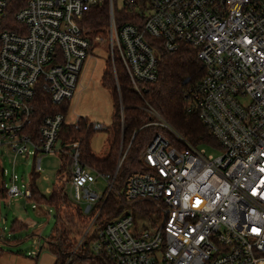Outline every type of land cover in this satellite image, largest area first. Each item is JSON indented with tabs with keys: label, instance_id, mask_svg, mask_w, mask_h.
<instances>
[{
	"label": "built area",
	"instance_id": "1",
	"mask_svg": "<svg viewBox=\"0 0 264 264\" xmlns=\"http://www.w3.org/2000/svg\"><path fill=\"white\" fill-rule=\"evenodd\" d=\"M103 4L110 57L121 61L140 95L158 78L161 48H196L205 73L186 96L222 152L207 155L147 102L151 123L171 131L183 147L156 132L141 153L148 170L126 177L123 199L152 201L150 213L163 215L156 229L138 236L129 232L131 206L99 219L128 147L113 174L93 169L82 161L80 141L61 140L67 113L39 111L40 94L55 106L73 97L85 58L103 40L102 31L85 24L86 14ZM126 17L131 20L119 22ZM114 76L119 88L115 66ZM120 103L123 120L121 97ZM80 121L73 122L76 129ZM85 127L107 126L85 120ZM61 151L71 163L58 183L65 193L69 186L67 195L84 213H94L78 244L96 230L92 254L104 264H264V0H0L1 196L32 199L42 155ZM4 157L13 169L19 157H30V180L15 170L6 180ZM98 177L107 182L101 192L94 187Z\"/></svg>",
	"mask_w": 264,
	"mask_h": 264
},
{
	"label": "trees",
	"instance_id": "2",
	"mask_svg": "<svg viewBox=\"0 0 264 264\" xmlns=\"http://www.w3.org/2000/svg\"><path fill=\"white\" fill-rule=\"evenodd\" d=\"M125 20L131 19L128 17L120 18L119 22L122 23ZM108 21V7L103 4L93 7L86 14L85 24L93 28L94 31L103 32ZM106 65L103 83L111 88L114 99L113 123L107 155L101 157L92 150L89 140L95 131L86 129L85 120L80 121V128L78 129L74 127L72 122L66 121L60 135L63 143L80 141L82 161L93 169L110 174L115 171L118 158L122 153L121 147L123 150L128 147L114 180V186L102 205L99 214L100 221L105 217H114L126 206H131L133 210L146 215L155 208V203L149 200L126 202L123 199L121 189L129 173L135 170H148L141 159V153L156 132L162 131L173 143L183 147L175 134L160 125L151 123L155 121V117L146 109L147 102L158 110L164 119L192 145L200 146L203 143H209L213 146L219 145L209 128L202 122L198 107L186 96V91L197 83L205 73V66L198 59L197 50L193 45L181 43L177 50L171 52L161 48L158 60V78L154 82L144 84L142 95L134 90L120 60L113 61L109 57ZM114 66L117 68L120 90L116 85ZM120 97L123 105V120ZM66 105L55 106L47 94L39 95L41 114L56 110L67 113ZM66 160L67 167L61 166L59 175H68L71 163L69 155ZM33 193L32 200L46 203L55 210L57 226L48 239L49 249L56 255L55 264H65L69 258V264H78L79 262V264H104L92 254V242L96 237V230L88 231L78 244L84 232L81 230L77 235L73 234L75 216L70 210H64L63 207L70 205L68 201L72 202L76 207L78 217H81L83 222H88L94 213L92 215L84 213L80 204L75 203L64 192L63 183H56L49 197L43 196L34 184ZM61 217L65 219V222L71 223L72 227L59 224ZM23 228L27 227L18 219H15L11 224V232L14 234L15 231ZM6 241H8V245H11L22 242V238L12 236ZM5 251V248L0 246V255ZM31 253L29 252L30 255H32Z\"/></svg>",
	"mask_w": 264,
	"mask_h": 264
},
{
	"label": "rangeland",
	"instance_id": "3",
	"mask_svg": "<svg viewBox=\"0 0 264 264\" xmlns=\"http://www.w3.org/2000/svg\"><path fill=\"white\" fill-rule=\"evenodd\" d=\"M101 35L103 40L93 43L91 53H89L83 62L74 95L67 102L66 107L68 122L73 123L80 116V120L99 121L107 126L106 128L96 130L89 140L92 150L97 155L103 157L107 155L109 150L114 99L111 88L103 83V74L107 68L106 62L111 56L109 33L103 31ZM242 100L246 102L247 98ZM58 145L60 147L63 146L60 140ZM199 148L204 149L207 155L219 156L222 153L219 147L209 143H203ZM121 151L125 150L121 147ZM67 156L68 153L66 151L42 155V170L34 175L33 182L43 196L49 197L54 185L65 176L59 175V169L61 166L67 167ZM17 162V166L13 169L12 161L8 157L3 158L2 163L7 169L6 180L9 179L12 171L15 170L25 182H28L32 171V160L30 157H19ZM106 185L107 182L103 178L98 177L94 187L101 192ZM65 189L70 194L68 185ZM35 201L27 199L23 195L7 198L0 194V246L5 248L6 251L4 253H12L18 257L10 264H55L56 262V255L49 249L48 245V239L57 226V218L54 215L55 210L46 203L38 204ZM68 202L70 205L65 206V208L63 207V209H68L74 214L75 226L73 234L77 235L81 230L84 232L89 227L92 219H89L88 222H83L82 218L77 215L75 205L70 201ZM33 203L37 207H33ZM80 206L84 209L83 204ZM20 216H23L24 219H31L35 223L32 226L29 225L27 228L15 231L16 233L14 234L11 232V224ZM162 220L163 215L160 213L146 215L134 210L129 232L133 236H138L146 230L156 229ZM61 223L72 227V224L65 222V219L62 217L59 220V224ZM12 236L21 237L22 242L8 245L6 239ZM29 252H32V255Z\"/></svg>",
	"mask_w": 264,
	"mask_h": 264
},
{
	"label": "crops",
	"instance_id": "4",
	"mask_svg": "<svg viewBox=\"0 0 264 264\" xmlns=\"http://www.w3.org/2000/svg\"><path fill=\"white\" fill-rule=\"evenodd\" d=\"M18 219L20 222H22L26 227L29 225H34V221H32L31 219L28 218H23V216H20ZM17 255L12 254V253H3L0 255V264H10L12 262H14L18 257H16ZM30 261V260H29ZM31 262V261H30Z\"/></svg>",
	"mask_w": 264,
	"mask_h": 264
}]
</instances>
